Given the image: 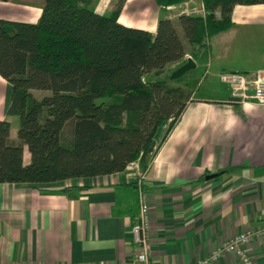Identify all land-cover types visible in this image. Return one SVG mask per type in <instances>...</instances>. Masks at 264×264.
I'll list each match as a JSON object with an SVG mask.
<instances>
[{
  "label": "crops",
  "instance_id": "obj_1",
  "mask_svg": "<svg viewBox=\"0 0 264 264\" xmlns=\"http://www.w3.org/2000/svg\"><path fill=\"white\" fill-rule=\"evenodd\" d=\"M97 1L91 7L101 13L113 11L116 2ZM36 2L0 0V17L37 22L44 3ZM183 13L204 15L203 1L162 8L156 0H125L119 21L155 33L160 18H171L187 51ZM215 14L221 17L219 9ZM232 18L233 26L208 42L210 86L191 92L148 162L153 264H197L224 241L264 223V104L233 100L223 76L244 72L264 79V3L236 4ZM32 92L37 98L49 94ZM11 101V84L0 75V120L11 123L10 139L18 143ZM138 210L129 169L38 186L0 182V264H133L138 245L131 227ZM246 249L254 264H264V237ZM222 263L240 264L234 255Z\"/></svg>",
  "mask_w": 264,
  "mask_h": 264
},
{
  "label": "trees",
  "instance_id": "obj_2",
  "mask_svg": "<svg viewBox=\"0 0 264 264\" xmlns=\"http://www.w3.org/2000/svg\"><path fill=\"white\" fill-rule=\"evenodd\" d=\"M43 1L37 22L0 17V75L12 87L8 112L19 117L18 143L11 123L0 120V182L38 186L111 174L138 158L146 167L191 94L166 72L187 55L173 20L160 18L151 33L119 21L125 0L108 14L93 0ZM185 1L156 0L162 8ZM202 1L205 15L179 16L197 60L233 26L236 4L264 3ZM188 74L178 81L189 85ZM32 90L49 94L37 98Z\"/></svg>",
  "mask_w": 264,
  "mask_h": 264
},
{
  "label": "built area",
  "instance_id": "obj_3",
  "mask_svg": "<svg viewBox=\"0 0 264 264\" xmlns=\"http://www.w3.org/2000/svg\"><path fill=\"white\" fill-rule=\"evenodd\" d=\"M193 59L192 56H187ZM232 89V95L242 103L253 100L264 104V79L244 72H226L223 74ZM126 169L131 171L134 185L138 192L139 210L131 230L138 249L135 252L133 264H153L151 260L150 240V202L146 188V178L149 165L143 167L140 158L129 162ZM264 237V223L244 230L217 246L212 253L197 264H223L222 259L234 255L240 264H254L246 246L257 238Z\"/></svg>",
  "mask_w": 264,
  "mask_h": 264
},
{
  "label": "rangeland",
  "instance_id": "obj_4",
  "mask_svg": "<svg viewBox=\"0 0 264 264\" xmlns=\"http://www.w3.org/2000/svg\"><path fill=\"white\" fill-rule=\"evenodd\" d=\"M36 1H37L36 3L41 4V5H42V3H44L43 0H36ZM115 1L116 2L114 4L113 11L116 9L117 5L119 4V0H115ZM93 2L95 3V2H98V1L97 0H93L92 3ZM205 14H206V10H205ZM185 39H186V44H187V51L188 52H192V50L194 49L193 45L188 41L186 36H185ZM208 57H209L208 53H205L203 55V57L199 60L198 67L194 68V69H191V70L186 72V73L189 72L188 76H189L190 82H189V85H187L188 88L186 87V85H184L180 81H178L177 78L176 79H172L170 81V84H172L174 86H178V85L185 86L184 88L187 91H191L193 94L197 93L201 89L209 87L210 86L209 78H211V74L209 73L208 65H207ZM173 69H174V67L168 66L166 72L167 73H171L173 71L172 73H174L176 70H173ZM36 93L39 94L38 92H36Z\"/></svg>",
  "mask_w": 264,
  "mask_h": 264
},
{
  "label": "water",
  "instance_id": "obj_5",
  "mask_svg": "<svg viewBox=\"0 0 264 264\" xmlns=\"http://www.w3.org/2000/svg\"><path fill=\"white\" fill-rule=\"evenodd\" d=\"M196 63L193 59H189L185 64H183L179 69H177L174 73H172L170 76L172 79L179 78L183 74H185L187 71L195 68ZM233 100H238L237 97H232ZM217 174H211L208 176V178L214 177Z\"/></svg>",
  "mask_w": 264,
  "mask_h": 264
}]
</instances>
